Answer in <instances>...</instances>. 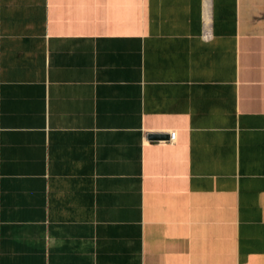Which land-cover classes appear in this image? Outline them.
<instances>
[{"label":"crops","instance_id":"0c3cea01","mask_svg":"<svg viewBox=\"0 0 264 264\" xmlns=\"http://www.w3.org/2000/svg\"><path fill=\"white\" fill-rule=\"evenodd\" d=\"M0 264H264V0H0Z\"/></svg>","mask_w":264,"mask_h":264},{"label":"built area","instance_id":"2783aa9c","mask_svg":"<svg viewBox=\"0 0 264 264\" xmlns=\"http://www.w3.org/2000/svg\"><path fill=\"white\" fill-rule=\"evenodd\" d=\"M175 137H176V132H174V133L172 134L171 139H175Z\"/></svg>","mask_w":264,"mask_h":264},{"label":"water","instance_id":"95a60500","mask_svg":"<svg viewBox=\"0 0 264 264\" xmlns=\"http://www.w3.org/2000/svg\"><path fill=\"white\" fill-rule=\"evenodd\" d=\"M152 137H156L157 136V134H150Z\"/></svg>","mask_w":264,"mask_h":264}]
</instances>
